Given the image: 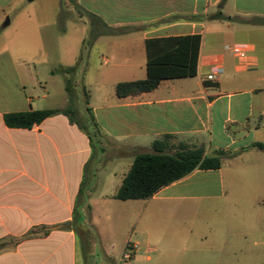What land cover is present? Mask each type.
I'll use <instances>...</instances> for the list:
<instances>
[{"label":"crops","instance_id":"crops-1","mask_svg":"<svg viewBox=\"0 0 264 264\" xmlns=\"http://www.w3.org/2000/svg\"><path fill=\"white\" fill-rule=\"evenodd\" d=\"M11 1L0 0V8ZM72 2L66 7L76 18L90 16L105 27L111 23L122 26V34L138 35L136 45L109 47L101 55L105 65L130 75L145 69L140 78L122 81L147 77V39L193 34L202 38L197 75L162 80L148 92L107 98L101 118L88 103L100 133L101 144L94 150L88 135L63 113L32 128L5 124L6 113L38 109L27 96L22 108H13L20 101L13 94L14 67L7 50H1L0 264H80L79 238L86 255L95 238L93 228L100 238L105 231L110 241L97 264H150V229L158 215L186 211L184 202L213 200L223 201V205L227 200L229 206L222 208L229 213L238 207L264 212V149L255 146L264 144V0ZM218 10L232 19H212ZM226 45L240 47L249 54L248 59L241 61L233 51L225 50ZM216 67L223 72L216 80H207ZM17 85L24 88L21 80ZM82 114L85 119L87 114ZM157 140L161 141L159 148L169 153L190 147L203 149L207 156L220 154L222 166L196 169L147 199L115 198L134 157L155 152ZM242 161L243 174L239 172ZM235 163V171L227 175L223 165ZM99 173H105L104 191L95 200ZM226 178L256 183L258 196L226 192ZM82 186L85 194L80 196ZM107 186L112 191H106ZM79 196L82 220L66 226L74 219ZM96 201L103 205L96 207ZM219 226L232 229L233 234L227 241L216 242L212 250L216 261L264 264V224L255 231L247 222ZM188 233L185 243L177 240L166 245L165 260L175 248L180 252L189 248L198 255L204 252L207 231L191 229ZM190 234L193 237L188 239ZM193 238L198 241L189 246ZM117 240L123 254L119 258L113 251ZM127 252L129 258L124 256Z\"/></svg>","mask_w":264,"mask_h":264},{"label":"rangeland","instance_id":"rangeland-1","mask_svg":"<svg viewBox=\"0 0 264 264\" xmlns=\"http://www.w3.org/2000/svg\"><path fill=\"white\" fill-rule=\"evenodd\" d=\"M72 1L75 0H12L7 2L3 9L0 8V51L6 49L11 57L14 67L13 94L22 101L16 102L18 106L13 108H22L20 106L26 104L27 96L32 99V105L37 109H63L68 105L66 86L70 81L72 92L78 97L76 118L85 121L82 112L87 114L86 101L97 109V115L101 118L105 100L116 97V84L125 78H140L139 76L145 73V69L136 70L133 71L134 75H130L128 71L112 68V64L105 65L101 55H106L109 47L136 45L138 35L133 32L122 34V26L111 23L105 27L90 16L76 18L66 7V4L74 3ZM65 9L67 10L64 11ZM76 10L80 12L78 6ZM72 66L77 69L72 74H66L64 69ZM19 80L24 88H18ZM243 162H239V172L242 174ZM236 164L223 165L227 175L235 171ZM104 175L105 173L97 175V183L100 185L94 191L95 200L104 191ZM255 185L256 183L248 185L243 178L237 181L226 178L224 183L226 192L238 191L240 194L248 193L257 197ZM106 191H112V188L107 186ZM97 201L96 207L103 205L97 204ZM222 202L188 201L184 202L186 211L158 215L155 226L150 229V254L153 258L150 264H224L216 261L217 256L212 250L218 242L232 238L233 230L220 228L219 225L229 221L237 224L247 222L252 225L254 231L259 230L264 224V212L258 208L244 211L245 208L238 207L235 213H229L227 209L224 211L222 208L229 206L228 201L225 200V204L221 205ZM151 203L157 204L156 201ZM191 229L207 231L208 245L203 247L204 252L198 255L197 252L192 253L189 248L185 252L175 248L172 254H168L171 255L170 259L165 260L166 245L174 244L177 240L185 243ZM92 231L95 238L89 246L90 250L86 254L88 256L85 255L83 240L79 238L80 264H87V260H91L90 264H97L103 249H108L107 243L110 241L108 236L105 237V231L102 238L98 236V230L93 228ZM79 234L83 235L81 232ZM189 237L188 239H191L193 236L190 234ZM193 239L190 240L189 246L198 241ZM115 242L113 251L119 258L123 255L122 246L119 240ZM154 248L159 252H154Z\"/></svg>","mask_w":264,"mask_h":264},{"label":"trees","instance_id":"trees-1","mask_svg":"<svg viewBox=\"0 0 264 264\" xmlns=\"http://www.w3.org/2000/svg\"><path fill=\"white\" fill-rule=\"evenodd\" d=\"M212 19L231 20L223 16L218 10ZM201 35L169 36L164 38H149L146 40L147 77L132 81L117 83V96L124 97L157 88L162 80L193 77L197 75L198 60L201 47ZM76 66L66 67L64 72L72 74ZM68 105L63 109H38L20 112H10L4 115L5 124L13 128H32L40 124L45 118L63 113L72 123H75L89 137L92 148L95 150L101 144L100 133L91 107L86 111L85 123L76 118V102L78 97L72 92V85L68 81L66 86ZM161 141L154 142L155 152H144L134 157L133 163L125 176L115 198L120 200L147 199L152 197L161 188L180 180L196 169L210 170L222 166L220 154L207 156L201 148L183 147L176 153H169L159 148ZM255 146L264 149V144ZM85 194V188L80 189V196ZM78 197L74 219L67 223H79L82 220L80 210L81 199Z\"/></svg>","mask_w":264,"mask_h":264},{"label":"built area","instance_id":"built-area-1","mask_svg":"<svg viewBox=\"0 0 264 264\" xmlns=\"http://www.w3.org/2000/svg\"><path fill=\"white\" fill-rule=\"evenodd\" d=\"M225 50H228V51H233V53L241 60V61H246L249 57V54L244 51L243 49H241L240 47H231L229 45H226L225 46ZM223 72V68L221 67H216L211 73H209L207 76H206V79L209 80V81H214L216 80L217 76L219 74H221ZM124 256L126 258H129L130 257V253H125Z\"/></svg>","mask_w":264,"mask_h":264}]
</instances>
